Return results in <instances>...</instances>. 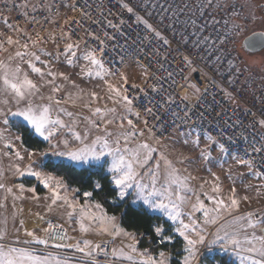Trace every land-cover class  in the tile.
<instances>
[{
  "label": "snow or ice",
  "instance_id": "6c2138e0",
  "mask_svg": "<svg viewBox=\"0 0 264 264\" xmlns=\"http://www.w3.org/2000/svg\"><path fill=\"white\" fill-rule=\"evenodd\" d=\"M21 6L34 30L0 18L16 34L0 35V53H6L0 57V159L8 160L7 168H0V208L11 198L16 209L14 234L7 229L9 218H0V264H169L164 251L158 256L140 251L136 233L93 199L110 198L118 206L129 195L140 212H159L171 222L154 223L149 231L162 244L182 245L178 264H194L199 246L213 244L240 264H264V208L241 211L250 196H239L234 186L228 196L219 183L211 195L197 192L191 186L197 177L181 175L187 167H176L199 160L201 167L216 161L223 168L230 159L247 170L240 177L264 182V65L257 87L253 66L229 47L257 21L253 7L260 5L249 0H37L31 5L22 0L15 5ZM260 22L264 25V15ZM244 44L250 52L264 50V31H253ZM127 69H139V82L129 85ZM92 80L103 82L104 97L81 86ZM101 99L111 106H94ZM69 101H80L88 115L67 110ZM13 128L19 131L13 134ZM26 136L40 143L28 147ZM173 153L176 159L169 158ZM66 165L103 173V182L93 180L82 191L45 171ZM6 172L34 177L38 185L9 186ZM228 179L235 183L231 166ZM39 186L49 193L46 213L63 223L36 212L41 226H27L16 202L39 204ZM246 189L264 196V183ZM69 228L80 235H70ZM90 234L123 240L120 247H109V240L95 241Z\"/></svg>",
  "mask_w": 264,
  "mask_h": 264
},
{
  "label": "rangeland",
  "instance_id": "374dc122",
  "mask_svg": "<svg viewBox=\"0 0 264 264\" xmlns=\"http://www.w3.org/2000/svg\"><path fill=\"white\" fill-rule=\"evenodd\" d=\"M259 28V25H255L254 24H250L247 34H249L250 32L254 31L255 29ZM246 34V35H247ZM248 36V35H247ZM242 41L238 44V54L239 56L244 60L245 64L248 65H252L253 69H260L261 65H264V50H262L261 52L258 53H248L246 52L243 48H242ZM4 55H0V57H2ZM66 71L71 72V69H66ZM78 71V69H77ZM123 71H126V69H124ZM129 75H130V79L129 82H139L136 77L137 74L139 72V69H127ZM74 79H77V77H73ZM113 83H116V79L115 78H111ZM79 82V80H78ZM82 87L87 88L88 90H94L97 92L98 96L104 97L105 96V92L106 89L103 85V82L100 81H89L86 82L84 84L81 85ZM105 104H107L109 107L111 106V102L107 101L106 99H101L97 102L96 105L94 106H100L103 107ZM64 107L69 110L72 111L74 113L79 114L80 116H87L88 115V110L86 108L82 107V103L80 101H76V102H72L69 101L67 104L64 105ZM83 124L80 125V129H83ZM13 132V134H15V132L13 130H11ZM204 144L202 142L201 147H203ZM186 155H192L195 156L196 153H190L187 150H184ZM212 156L216 157L217 156V151L216 149L213 147L212 149ZM177 154L173 153L172 155H170V159H176ZM48 159H53L55 160V158L49 156ZM25 163H27V161H25ZM216 161H213L212 163H205L203 167H201V161L197 160L196 163L194 165H180L177 164L176 167L179 169H183L185 167H187L188 171L187 172H181V175H188L191 174L192 176L197 177L195 180L191 181V186L193 189H195L197 192H203V193H208L209 195L213 194L212 193V187L214 186V184L219 183V186L221 188V193L223 196H228L230 195V188L231 187H236L237 189V194L239 196H244V195H249L250 196V200L247 202H242L241 203V211L244 210H258L260 208H264V196L261 197H257L256 193L254 191H249L246 189V185H258L260 183H264L262 181H259L257 179L252 178L251 176L248 175H244L243 177H240V173H246L247 170L245 168L242 167H238L234 164L233 161H231L230 159L228 160V163L223 165V168L218 167L217 166ZM8 165V160L7 159H0V168H7ZM232 167V174L233 177L235 179V183H233V180H229L228 179V169L229 167ZM208 169H211V171H209ZM215 173L216 176L219 177V181H215L212 173ZM54 177H57L55 175H53ZM28 179H32L35 181V184L38 185V182L35 180L34 177H29V176H23V177H13L11 175V173L6 172L5 173V177H4V182L8 183L9 186H11L13 183H24L25 180ZM205 181L207 183H205ZM34 185V186H36ZM201 185H203V187L201 188ZM34 186H27L25 185V187H34ZM40 197L41 200L39 202V204H37L36 202L32 201V200H25V201H18L16 202L17 207L20 208L22 207L24 209V213H23V217L25 220H32L27 222V226L29 228H34V227H39L41 225H39V223L37 222V220L35 219V217L32 215L33 213L39 212L42 215H46L47 218L51 219V220H55L58 223H63V219L59 218L57 215L55 214H48L46 213L45 210V204L46 201L44 200V197H46L47 195H49V193L47 192L46 189H43L42 186H39L38 189V193H37ZM26 195H31L30 193H26ZM69 195H72L71 193H69ZM4 198V193L0 192V201H3ZM133 196L129 195V197L127 198L130 201V205L132 207H134L135 209H138L137 205L132 203L133 200ZM201 199L205 201L206 205H208L209 207H211L210 204H208V201L205 199V197L202 195ZM194 202V197L189 201V204L187 207H185V211L187 212L190 209L191 203ZM12 201L11 198L8 199L6 206L4 208H0V218L3 217H8L9 221H8V225H7V229L9 231L14 230L13 228V224L11 221V214L16 211V209L12 208ZM123 203V202H122ZM120 203V204H122ZM139 210V209H138ZM147 214L151 215V216H156L158 218L161 219L162 222H167L168 224H170V221H166V217L159 212H152L149 211L147 212ZM197 217L201 216V213H196ZM118 222L120 223V217L117 216ZM46 227V224L44 225ZM66 226V225H65ZM74 228L77 227L75 224L72 225ZM67 227V226H66ZM214 229L212 227H209L208 231H213ZM12 234V233H10ZM14 234V231H13ZM148 234V233H147ZM79 232H75L74 236H79ZM22 236V234H21ZM87 238L89 239H93L95 241H100V240H112L107 236H97L95 234H90ZM123 238H118L113 240L114 241V246L113 247H120L121 243H122ZM182 240V238H181ZM132 241H124V243H131ZM164 249L162 251H164L166 253V255L169 258V264H178L177 261V255L172 254V246H179L182 247V245H177V243L175 241H173L172 244H164ZM140 249V248H139ZM218 255V256H224V255H228V257L235 263V264H240L239 259L231 254L230 252H225L223 250L220 249L218 244H213L210 246H205V245H201L199 246V251H198V257L196 259V261H194V264H207V259H212L213 256ZM125 264H127V262H125Z\"/></svg>",
  "mask_w": 264,
  "mask_h": 264
},
{
  "label": "trees",
  "instance_id": "16d2710c",
  "mask_svg": "<svg viewBox=\"0 0 264 264\" xmlns=\"http://www.w3.org/2000/svg\"><path fill=\"white\" fill-rule=\"evenodd\" d=\"M15 133L18 132V129H12ZM37 143H40L38 139L34 136H26V146L34 147ZM46 147V145H43ZM50 161L53 159H49ZM58 163V161H57ZM45 171L49 172L52 175L57 177H63L64 180L70 185L74 187H80L83 190H87L90 188V182L93 180H100L103 182V173L93 175L91 172H85L84 169L75 168L72 166L66 165L65 167H52L49 166L45 169ZM27 186H34L35 181L32 179H28L24 181ZM37 186V185H36ZM39 189V187H38ZM107 196V193L104 194ZM94 200H99L103 206L105 211L109 215H116L120 217V225L124 227L127 231L135 232V233H150V226L154 223L162 222L160 218L156 216H151L147 213L140 212L138 209H135L130 205V201L127 199L122 204L118 206L112 203L111 199H102L101 196H94ZM80 200L83 201L84 198L81 194ZM153 235V234H152ZM165 246V245H164ZM177 247L172 246V254H177ZM140 249H144V244L140 246ZM164 249V248H163ZM207 264H235L228 255L224 256H213L212 259H207Z\"/></svg>",
  "mask_w": 264,
  "mask_h": 264
},
{
  "label": "built area",
  "instance_id": "2783aa9c",
  "mask_svg": "<svg viewBox=\"0 0 264 264\" xmlns=\"http://www.w3.org/2000/svg\"><path fill=\"white\" fill-rule=\"evenodd\" d=\"M36 2L37 0H29V5H31V3H36ZM20 3H22V0H0V18L7 17V19L13 24L19 23L21 27H29L30 31L34 30L36 28V25L27 24L28 17L24 15V13L26 12V9L22 6L19 8L15 7L16 4H20ZM240 3H244V0H240ZM28 11H30V7ZM53 11H55V8L53 9ZM60 11L61 13H63L64 9L61 8ZM245 11H247V9H245ZM33 15H36V14H33ZM41 18L42 17L40 15H37V19H41ZM249 25L247 26V29L244 32H242L239 36H236L234 38L233 43L229 45L230 48L235 49L232 52V55L234 57H238L239 60L242 62H244V60L238 54V44L243 40V38H245L248 35L247 31H248ZM45 27H48V26L45 25ZM5 34H10L13 36L16 35L15 33L8 32L7 29L4 27L3 23L0 22V35H5ZM43 46L48 47V45H43ZM9 51H11V49H9ZM0 55H6V53H0ZM115 67L118 68L120 71H123L125 69L119 63H115ZM253 70L257 73V76L255 77V80H256L255 86L261 87L262 85L260 83V78H259L260 69H253ZM131 83L132 82H129V85H131ZM52 222L58 223L55 220H52ZM54 235H57V233H54ZM136 235L138 237V242L136 244L138 249L140 248L142 244H144V249L147 248L149 250V254L153 256H158L159 251L163 250L164 244L160 243L152 234L140 232V233H136ZM113 246H114V241L109 240V247H113ZM139 250L143 251L142 249H139Z\"/></svg>",
  "mask_w": 264,
  "mask_h": 264
},
{
  "label": "flooded vegetation",
  "instance_id": "af4514ba",
  "mask_svg": "<svg viewBox=\"0 0 264 264\" xmlns=\"http://www.w3.org/2000/svg\"><path fill=\"white\" fill-rule=\"evenodd\" d=\"M249 3H253L254 5L256 4L260 5V8L253 7V10H255L257 14V21L255 22V25H259V28L258 29L256 28L254 31L255 32L264 31V25H262L260 22L261 15H264V11H262V9H264V0H249ZM252 32H250L248 35H250Z\"/></svg>",
  "mask_w": 264,
  "mask_h": 264
},
{
  "label": "water",
  "instance_id": "95a60500",
  "mask_svg": "<svg viewBox=\"0 0 264 264\" xmlns=\"http://www.w3.org/2000/svg\"><path fill=\"white\" fill-rule=\"evenodd\" d=\"M251 35V34H250ZM250 35H248V36H250ZM247 37V36H246ZM245 37V38H246ZM245 38L242 40V48L246 51V52H248V53H251V54H254V53H258V52H261L262 50H257V51H255V52H250L247 48H246V46H245V44H244V41H245Z\"/></svg>",
  "mask_w": 264,
  "mask_h": 264
},
{
  "label": "crops",
  "instance_id": "0c3cea01",
  "mask_svg": "<svg viewBox=\"0 0 264 264\" xmlns=\"http://www.w3.org/2000/svg\"><path fill=\"white\" fill-rule=\"evenodd\" d=\"M32 220H33V219H32ZM32 220H26V221L29 222V221H32ZM42 226H44V225H42ZM66 226H67V225H66ZM72 227H73V226H72ZM73 228H74V227H73ZM13 231H14V230H12V231H9V230H8V232H9V233H12V234H13ZM21 234H22V233H21ZM69 234L74 236V235H75V232H73L72 229L69 228Z\"/></svg>",
  "mask_w": 264,
  "mask_h": 264
}]
</instances>
